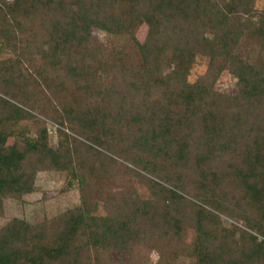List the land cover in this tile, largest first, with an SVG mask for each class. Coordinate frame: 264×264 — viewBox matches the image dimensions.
<instances>
[{
  "label": "trees",
  "instance_id": "16d2710c",
  "mask_svg": "<svg viewBox=\"0 0 264 264\" xmlns=\"http://www.w3.org/2000/svg\"><path fill=\"white\" fill-rule=\"evenodd\" d=\"M255 2L0 0V216L6 199L37 190L41 171L64 174L80 200L36 221L7 219L0 264H141L138 247L188 257L191 232L208 264H264V3ZM198 56L206 68L190 81ZM223 72L232 93L215 87ZM53 99L86 137L56 125L53 142L32 112ZM125 174L148 196L93 189Z\"/></svg>",
  "mask_w": 264,
  "mask_h": 264
},
{
  "label": "rangeland",
  "instance_id": "374dc122",
  "mask_svg": "<svg viewBox=\"0 0 264 264\" xmlns=\"http://www.w3.org/2000/svg\"><path fill=\"white\" fill-rule=\"evenodd\" d=\"M264 0H256L255 5L257 8L262 7ZM147 26L143 22H140L135 30L134 36L139 41L143 40L146 33ZM93 35L97 34V37L104 44L114 43V39L108 38V36L102 31L93 30ZM207 64L205 57L198 56L196 62L193 64L188 79L193 81L199 74H201ZM216 89L224 92L235 91V79L227 72L221 73L217 81L215 82ZM34 114L44 118L47 121L49 133L52 134L53 142H55V127L56 125L61 126L65 130L73 131L76 134H80L81 139L86 137L80 129H75L74 125L70 124L67 120L66 110H63L56 104V101H45L39 103L37 108L32 111ZM12 139L9 140L11 142ZM120 170L123 167H119ZM69 178L62 173L53 171H41L38 172L36 178V191L30 194L23 195L22 199H6L4 202V215L0 216V226L7 221L10 217H20L28 221H36L43 217L44 213L55 214L56 212L62 211L68 207L79 204V190L76 183L69 185ZM97 187L100 188L103 196L112 195L118 197H129L134 194L128 191V188H135L139 195L145 196L149 194V191L142 185L141 181L136 175L125 174L121 179L110 181H100L96 183ZM102 204L100 203V210ZM241 223V221H239ZM242 224V223H241ZM198 239L195 232H191L181 244L190 248L193 252V256H185L182 253L181 248H169L163 256H160L155 249H149L145 247H138L137 260L141 264H208L204 257H201L197 253ZM182 245V246H183ZM195 254V256H194Z\"/></svg>",
  "mask_w": 264,
  "mask_h": 264
}]
</instances>
